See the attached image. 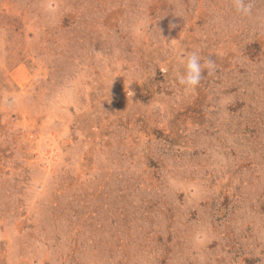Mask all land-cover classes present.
<instances>
[{
    "label": "rangeland",
    "instance_id": "374dc122",
    "mask_svg": "<svg viewBox=\"0 0 264 264\" xmlns=\"http://www.w3.org/2000/svg\"><path fill=\"white\" fill-rule=\"evenodd\" d=\"M250 2L0 0V264H264Z\"/></svg>",
    "mask_w": 264,
    "mask_h": 264
},
{
    "label": "clouds",
    "instance_id": "9594fccd",
    "mask_svg": "<svg viewBox=\"0 0 264 264\" xmlns=\"http://www.w3.org/2000/svg\"><path fill=\"white\" fill-rule=\"evenodd\" d=\"M235 10L241 15H248L251 12V2L248 0H232ZM185 65L183 74L178 75V83L183 86L187 92L195 91L200 84L203 69L207 68L209 71L214 70V62L212 60H205L202 66L201 57L195 52L190 53L186 60L181 61Z\"/></svg>",
    "mask_w": 264,
    "mask_h": 264
}]
</instances>
